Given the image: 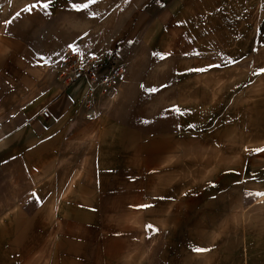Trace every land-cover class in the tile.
Listing matches in <instances>:
<instances>
[{
    "label": "rangeland",
    "instance_id": "obj_1",
    "mask_svg": "<svg viewBox=\"0 0 264 264\" xmlns=\"http://www.w3.org/2000/svg\"><path fill=\"white\" fill-rule=\"evenodd\" d=\"M16 1L23 0L0 7ZM121 2L132 8L138 0ZM263 2L144 1L130 9L123 38L93 61L94 71L107 60L121 69L111 87L96 91L108 113L154 134L144 141L155 163L146 182L151 207L133 252L106 264H264ZM99 95L87 107L97 116ZM93 126L82 134L83 179H91ZM74 147L62 162L74 164Z\"/></svg>",
    "mask_w": 264,
    "mask_h": 264
},
{
    "label": "crops",
    "instance_id": "obj_2",
    "mask_svg": "<svg viewBox=\"0 0 264 264\" xmlns=\"http://www.w3.org/2000/svg\"><path fill=\"white\" fill-rule=\"evenodd\" d=\"M144 1L130 8L101 0L81 11L69 0H53L47 12L22 11L38 0L0 7V264H106L133 252V234L146 216L139 206L148 202L146 182L155 166L144 141L154 134L133 117H112L104 96L88 94L83 78L65 82L57 64L70 45L99 64L123 38L130 11ZM105 67L95 72L106 73ZM123 89L124 83L119 97ZM98 95L97 116L87 107L94 109ZM43 106L48 116L39 113ZM92 125L91 179H83L80 145ZM75 144L74 164L62 162ZM51 218L61 226L54 228ZM35 250L43 255L34 261Z\"/></svg>",
    "mask_w": 264,
    "mask_h": 264
},
{
    "label": "built area",
    "instance_id": "obj_3",
    "mask_svg": "<svg viewBox=\"0 0 264 264\" xmlns=\"http://www.w3.org/2000/svg\"><path fill=\"white\" fill-rule=\"evenodd\" d=\"M74 47H68L66 52L58 61L57 71L61 79L65 82H74L78 79H84L87 83V93L91 94L102 88L111 87L117 76L120 74L121 69L114 62H108L109 67L106 73L97 74L94 71V58H86L77 49L74 52ZM40 114L43 116L49 115L47 106L41 107Z\"/></svg>",
    "mask_w": 264,
    "mask_h": 264
},
{
    "label": "snow or ice",
    "instance_id": "obj_4",
    "mask_svg": "<svg viewBox=\"0 0 264 264\" xmlns=\"http://www.w3.org/2000/svg\"><path fill=\"white\" fill-rule=\"evenodd\" d=\"M53 0H38L37 3L31 4L29 6H27L26 8L22 9V11L31 13L33 9H43L45 12H47V10L49 9L50 5H52ZM98 3V0H88L87 3H72V0H69V4L70 7L75 10V11H81L83 9H87L89 8L90 5L96 4ZM20 15V13H17L16 16L18 17ZM93 15H95V13H93ZM6 24H11L12 21H6ZM70 47H73L70 45ZM73 51H76V48H73ZM163 58V57H161ZM202 71V70H201ZM261 72H264V69H261ZM143 87V86H142ZM149 91H155V89H150ZM258 151H264V149H259ZM248 195H252L251 193H249ZM257 195H264V193H258ZM32 196L34 197V199L36 200L37 203H40V198L37 196L36 193H32ZM139 207L142 208H148L151 207V205H140ZM147 229H151L153 231H157L156 229L153 228L152 225H146ZM195 251L197 252H202V251H206L205 249H195Z\"/></svg>",
    "mask_w": 264,
    "mask_h": 264
}]
</instances>
